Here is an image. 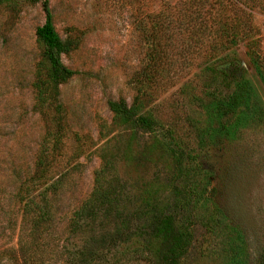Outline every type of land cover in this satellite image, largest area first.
I'll list each match as a JSON object with an SVG mask.
<instances>
[{"label": "rangeland", "instance_id": "374dc122", "mask_svg": "<svg viewBox=\"0 0 264 264\" xmlns=\"http://www.w3.org/2000/svg\"><path fill=\"white\" fill-rule=\"evenodd\" d=\"M49 5L71 43L62 61L76 71L59 85L61 113L35 104L42 5L0 0V264H63L154 197L183 207L176 223L192 238L179 264H264V0ZM237 82L250 89L244 107L216 111ZM111 99L150 116L153 131L122 123ZM100 170L108 205L89 200ZM44 192L45 218L37 208L24 217L19 198ZM85 203L97 216L74 225ZM152 247L133 235L96 262L151 264Z\"/></svg>", "mask_w": 264, "mask_h": 264}, {"label": "trees", "instance_id": "16d2710c", "mask_svg": "<svg viewBox=\"0 0 264 264\" xmlns=\"http://www.w3.org/2000/svg\"><path fill=\"white\" fill-rule=\"evenodd\" d=\"M31 1L35 3L39 2L45 14L44 22L35 29L36 40L42 50L41 63H45L43 67L40 65L36 70L33 81L35 104L38 106H43L45 103L54 104L56 112L61 113L62 105L58 101L59 85L76 73L75 70L68 67L62 61L61 57L63 53L70 51L71 43L63 40L57 31L53 22L49 0ZM198 24L201 27L204 23L200 21ZM192 26L193 29L198 28L196 23ZM245 85L238 82L235 83L231 93L225 94L217 102L216 111L229 112V116H233L234 114L230 115V113L243 108L246 102L244 97L250 93V89L246 90ZM108 107L120 118L122 123L135 128V131H153L154 121L151 117L145 114H138L133 106H129L124 99L108 100ZM170 157L177 173L181 174L183 171L180 160L182 155L172 153ZM37 165L40 169L44 170L45 162L43 154L37 157ZM99 172L95 178L97 184L96 190L94 189L95 193L89 200L95 204L108 205L111 202V194L113 192L102 190L100 181L101 170ZM55 183L52 185H55ZM19 200L23 204L24 217L27 218L37 208L38 213L35 217L40 220L45 218V212L41 208L50 204L49 200L46 199L45 192L37 201L34 198H29V196L20 197ZM97 208L98 206L95 209H89L87 203H85L84 206L77 208L73 212L72 223L77 225L86 216L96 217ZM182 208L178 200L173 206L163 205L162 207H158L155 197L146 199L145 204L131 215L124 217L121 215V220L126 226L125 229H115L110 233L101 234L97 238L90 237V240L88 239L85 245H82L78 249L74 257L68 258L63 264H98L96 257H100L101 252L104 250L109 251L111 248L117 246L120 241L131 238L133 235L138 237L147 235L151 240L154 247H152L153 255L150 258L151 264H179L180 260L186 255L192 238L190 229H182L176 223V218ZM104 211H106V207ZM132 217L133 220H131Z\"/></svg>", "mask_w": 264, "mask_h": 264}]
</instances>
